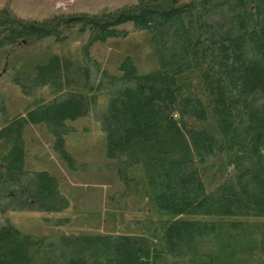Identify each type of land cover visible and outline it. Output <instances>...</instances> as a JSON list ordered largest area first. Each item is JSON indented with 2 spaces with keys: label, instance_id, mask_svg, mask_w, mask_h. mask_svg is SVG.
I'll return each instance as SVG.
<instances>
[{
  "label": "trees",
  "instance_id": "16d2710c",
  "mask_svg": "<svg viewBox=\"0 0 264 264\" xmlns=\"http://www.w3.org/2000/svg\"><path fill=\"white\" fill-rule=\"evenodd\" d=\"M11 1L0 99L12 85L27 101L0 119V264H264V0H135L40 19ZM133 34L150 70L135 55H93ZM80 119L98 126L115 170L97 179L110 190L103 220L61 233L69 218H44L49 232H21L8 213L62 215L78 200L57 169L77 162L66 140L86 131ZM38 138L56 156L47 169L35 168Z\"/></svg>",
  "mask_w": 264,
  "mask_h": 264
},
{
  "label": "rangeland",
  "instance_id": "374dc122",
  "mask_svg": "<svg viewBox=\"0 0 264 264\" xmlns=\"http://www.w3.org/2000/svg\"><path fill=\"white\" fill-rule=\"evenodd\" d=\"M135 0H12L9 4L10 8L15 15L21 18L40 19L54 12L65 13H94L100 9H113L125 4H132ZM3 4V0H0V7ZM125 27H129L128 24ZM141 34H133L126 40H107L104 44H96L93 47V55L97 60L103 61L105 57H109L113 60H118L124 55H129L134 58V55L138 57L140 64H143V70L140 69V65L136 64L139 72H146L152 66L148 53L149 49L141 41ZM129 42V45L127 44ZM141 51V52H139ZM139 52V53H137ZM142 56L140 58V55ZM133 55V56H132ZM136 63L137 61L133 59ZM138 63V62H137ZM147 66V68L145 67ZM2 99V100H1ZM0 99V119L2 116H10L15 111L20 110L25 104L27 99L20 95L16 86L8 85L4 97ZM72 125L81 131L76 134H72L67 138L66 148L76 158V164L74 168L65 166L63 169L58 166L57 169L60 177H64L70 184L73 190V195L78 197V200L70 207L66 213L62 215H47L44 213L33 212H21V213H8V219L11 224L24 233L29 234H44L49 232V223H45L44 218L54 217H67L70 219L69 223H66L59 232L67 233L69 231H85L94 230L88 225L95 220H103V211L107 209L106 202L102 200V195L110 193L107 186L102 181L97 180L99 174H112L115 170H109L106 164L111 163L105 159L102 151V134L98 129V126L89 119H80L72 123ZM37 131L40 130L36 128ZM34 128H30L28 135L37 136V131ZM44 129V128H43ZM44 136L45 131H39ZM45 134H44V133ZM26 144L28 145V139ZM38 150L37 159H35V168L47 169L46 164L49 160H53V156L56 158L51 144L45 145L40 138L35 139L31 150ZM77 153L81 154L78 156ZM83 153H87L83 156ZM52 156V157H51ZM56 163V162H55ZM58 175V176H59ZM100 177H105L100 175ZM47 217V218H46ZM130 215L125 214L123 220L127 221ZM93 220V221H92ZM82 224V225H79ZM112 227L109 225H101L97 230L109 231ZM55 230V229H53ZM114 231H117L114 229Z\"/></svg>",
  "mask_w": 264,
  "mask_h": 264
}]
</instances>
